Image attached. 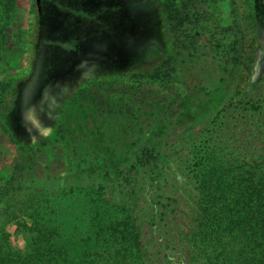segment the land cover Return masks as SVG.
I'll return each mask as SVG.
<instances>
[{
    "label": "rangeland",
    "instance_id": "obj_1",
    "mask_svg": "<svg viewBox=\"0 0 264 264\" xmlns=\"http://www.w3.org/2000/svg\"><path fill=\"white\" fill-rule=\"evenodd\" d=\"M226 1L236 7L234 18L238 27H241L240 11L246 0H237L235 5L232 0ZM137 5L136 0H122L117 3L113 0H1L0 81H12L17 87L25 80L26 76L23 75L31 69V65L35 66L31 81L21 87L16 107L9 117V126L13 131L11 135H14L16 140L33 139L40 144L57 114L67 104V94L82 82L88 83L100 73H116L145 61H154L160 56L162 47L157 39L155 40L150 22L147 24L142 21L138 25L135 23L149 19L146 12L135 16ZM258 6L262 15L260 30L264 35V0H258ZM142 7L148 10L147 7ZM46 34L52 42L50 44H53L52 52L45 50L43 45L44 43L49 48V43L45 42L44 38ZM59 38L75 43L73 49L65 51L63 55L59 53L60 45L55 44ZM104 40L109 41L104 45ZM35 49H38V54L34 53ZM176 51L178 50L175 49L174 52ZM206 51L208 54L203 59L207 58V61L202 63L195 55L192 59L194 61L188 65L187 73L190 78L200 76L201 72L205 73L206 68L203 66L210 61L213 64L210 57L212 51L208 48ZM183 56L184 53L175 60L178 70L182 69L179 62ZM62 57L64 60H61ZM227 66L230 70L233 65L231 63ZM234 74V77L229 72L223 74L228 81L220 91H213L208 97L199 93L192 98L189 94L183 98L184 103L182 99L172 97L175 100L169 99L155 105L139 101L127 93L123 97L121 92L112 95L108 101H113L115 105L123 102L132 110L131 124L133 121L143 124L161 116L159 125L153 127L151 134L147 136V142L134 149L132 146H121L119 141L136 139L139 131L131 129L130 126L121 129L117 125L127 123L124 117L116 113H106L97 118L108 117L111 122L109 130L104 128L102 133L107 134L109 145H91L86 151L82 143L78 142L74 158L70 156L65 145H59L57 150L46 146L41 157L48 158L49 166L38 164L33 170L26 168L21 171L15 165L20 146L0 125V186L6 187L10 194L14 195L17 188L26 186L27 192L31 183L35 185L33 189L41 185L46 187V197L50 198L54 190L61 191L59 197L65 199L66 203L71 198L68 190L72 185L81 183L91 186L97 197L105 195L103 197L114 205L115 211H100L99 218L105 223L122 220L127 217V211L133 212L131 220L139 225L146 253L144 264H192L197 248L189 238L194 226L198 193L197 183L191 171L199 157L200 148L196 145L205 139L206 132H202V129L208 126L222 106L227 92L238 82V73ZM220 77L219 74L210 73L211 85H215V79L219 80ZM239 82L241 91L244 90L243 87L250 88L255 96L261 98L258 103L262 107L261 114L256 113L258 108L250 106V110H242L229 129L222 126V129H215V133L222 135L220 143L223 138H229L230 146H227L224 153L237 157L239 163L251 160L253 155L254 159H261L262 162L264 47L259 54L254 77ZM214 87L212 86L213 89ZM184 94L186 93L183 91L181 96ZM93 107L87 101H71V110L67 111V117L75 120L83 111L87 112L85 115H91ZM136 108L139 109L138 113L134 112ZM183 116H187L191 122L179 123ZM173 129L175 131H172ZM161 131L171 134L168 138L160 137ZM161 143H164V146H161ZM239 144L243 145L241 149ZM144 149L147 156L160 155V158L157 161L152 158V162L135 171L132 165L137 163L136 156L142 155ZM84 155H93L91 175L71 179L66 177L65 170L75 169L77 164L87 167L83 162ZM262 168L264 169V163ZM58 177L64 179L59 180ZM15 196L23 197V192ZM13 197L10 196L6 200L16 199ZM2 207L1 204L0 211ZM5 240L26 253L33 248L30 236L23 232L16 220L10 221L0 212V241Z\"/></svg>",
    "mask_w": 264,
    "mask_h": 264
},
{
    "label": "trees",
    "instance_id": "obj_2",
    "mask_svg": "<svg viewBox=\"0 0 264 264\" xmlns=\"http://www.w3.org/2000/svg\"><path fill=\"white\" fill-rule=\"evenodd\" d=\"M118 1L122 0H113L114 3ZM152 2L162 47L160 56L154 61H145L116 73H100L97 78L88 83L82 82L70 90L66 96L67 104L57 114L40 144L33 139L16 140L9 126V117L16 107L21 87L31 81L35 66L31 65V69L23 75L26 76L25 80L17 87L12 81H0V125L20 146L15 165L21 171L26 168L33 170L38 164L48 167V158L41 157L46 146L57 150L59 145H65L74 158L78 142L86 151L91 145H109L107 134L102 133L111 122L108 117L97 118L106 113L124 117L127 123L117 125L121 129L130 126L139 131L136 139L119 141L121 146L137 148L147 142V136L153 127L159 125L161 116L143 124L134 121L131 124L132 110L123 102L115 105L113 101H108L112 95L121 92L123 97L127 93L139 101L155 105L169 99L175 100L172 97L182 99L184 103L189 94L192 98L199 93L205 97L211 96L213 91H220L228 81L224 73L229 72L232 77L234 72L238 73V82L227 92L222 106L208 126L202 129V132H206L205 139L196 145L200 148L199 157L191 171L198 193L195 221L189 238L197 248L192 264H264V161L254 159L253 155L251 160L239 163L237 157L224 153L230 146L229 138H223L220 143L222 135L215 133V129H222V126L229 129L242 110H250V106L258 108L256 113L261 114L262 107L258 104L261 98L255 96L250 88L243 87L242 91L245 92L242 93L239 82L254 77L259 54L264 47L258 0H246L242 4L241 27L234 18L236 7L226 0ZM235 3L237 0H232V4ZM131 20H128L129 23ZM40 36L41 33L38 34ZM48 36L44 35L45 42L49 43V48L43 43L45 50H50L53 45ZM207 48L212 51L210 57L213 64L210 61L203 66L205 73L190 78L188 65L194 61L195 55L200 62L207 61V58L203 59L208 54ZM175 49L178 51L174 52ZM34 53L38 54V49ZM183 53L179 62L182 69L178 70L175 60ZM231 63L233 66L229 70L227 64ZM210 73L221 76L219 80L215 79V85L210 83ZM212 86H215L214 89ZM183 91L186 94L182 97ZM71 101L89 102L94 106L92 114L87 116V112L83 111L75 120L67 117ZM138 110L136 108L134 112L138 113ZM181 122L189 124L191 121L183 116ZM169 134L161 131L160 137L168 138ZM242 146L239 144L240 149ZM147 155L144 149L142 155L136 156L138 161L132 165V169L138 171L145 164L160 158V155ZM92 159L93 155L84 157L83 162L87 167L77 164L75 169H64L65 176L70 179L90 176ZM33 187V183L28 186V193L26 186L17 188L18 192L16 189L11 195L6 187L0 186V206H3L0 212L10 221L16 220L33 244L32 250L26 253L8 244L7 240L0 241V264H144L146 253L141 231L139 225L131 220V210L127 211L126 218L105 223L99 218L100 211H115L114 205L103 197L105 195L97 197L91 186L81 183L72 185L68 190L71 198L67 203L65 199H60L61 191L54 190L49 198L46 197V187ZM22 192L23 197L16 198L15 194ZM10 196L16 199L6 200Z\"/></svg>",
    "mask_w": 264,
    "mask_h": 264
},
{
    "label": "crops",
    "instance_id": "obj_3",
    "mask_svg": "<svg viewBox=\"0 0 264 264\" xmlns=\"http://www.w3.org/2000/svg\"><path fill=\"white\" fill-rule=\"evenodd\" d=\"M136 3L138 5H137V8H136L135 16L138 15L139 13H141V15H142L143 12H146L148 14V16H149V19H147V20L143 19V20H140V21H135V23L138 25L142 21L147 22V24L150 22V24H151L150 29L154 30L155 40L157 39V41L160 43L159 38H158V26H157V23H156V14H155V11H154L152 0H151V2L149 0H136ZM142 6L147 7L148 10H144ZM59 39L60 40H58V41L56 39V42H55V44L58 43L60 45V49L58 50L59 53H61L63 55L65 53V51H68V50L71 51L73 49V45H75V43L72 44L70 42V40H68V39H61V38H59ZM108 41L109 40H104L103 44L105 45V43H108ZM61 43H63V45ZM77 48H78V46L74 47V50H76ZM105 48L107 50V47H105ZM49 51L52 52V47H51V49ZM77 51L80 52L79 49ZM78 52H76V53H78ZM61 60H64V57H62Z\"/></svg>",
    "mask_w": 264,
    "mask_h": 264
}]
</instances>
